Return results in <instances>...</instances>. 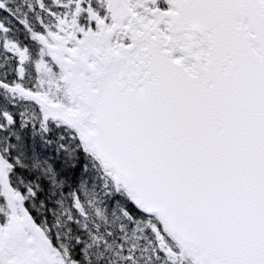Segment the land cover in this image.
<instances>
[{"label":"snow or ice","instance_id":"obj_1","mask_svg":"<svg viewBox=\"0 0 264 264\" xmlns=\"http://www.w3.org/2000/svg\"><path fill=\"white\" fill-rule=\"evenodd\" d=\"M0 264H264V0H0Z\"/></svg>","mask_w":264,"mask_h":264}]
</instances>
